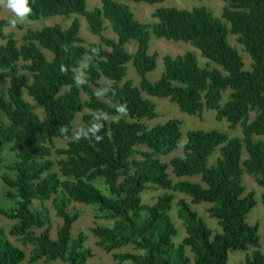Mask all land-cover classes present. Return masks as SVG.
<instances>
[{
    "label": "trees",
    "instance_id": "16d2710c",
    "mask_svg": "<svg viewBox=\"0 0 264 264\" xmlns=\"http://www.w3.org/2000/svg\"><path fill=\"white\" fill-rule=\"evenodd\" d=\"M126 1L100 0L98 7L88 10L86 0H29V21L75 17L66 27L54 23L28 28L21 44L12 34L4 33L8 19L0 18V40L4 41L0 43V82L8 80L6 90L0 89V112L5 116V121H0V151L4 143L15 149L14 160L6 166L12 175H2L5 197L15 200L10 208L0 207V215L14 220L8 233L22 244L32 245L27 258L30 263L42 259L87 264L93 256L84 245L87 235L81 231L72 236L79 213L67 209L76 202L94 206L96 217L109 221L90 231L96 245L111 252L116 264H226L229 252L248 247L253 249L246 253L244 264H264L258 225L247 221L256 204L254 192L245 193L242 184L246 171L264 191V139L253 138L264 136V0H222L224 21L203 6H158L151 23L136 19ZM76 15L85 18L97 42H84ZM104 20L116 39L103 34ZM229 34L243 45L250 69H244L241 55L228 41ZM151 35L189 43L207 60L206 65L199 64L194 51L174 57L165 54L160 78L149 80L146 74L156 67L158 56L148 52ZM130 40L135 41L132 53L125 48ZM93 48L100 51L89 62ZM43 50L52 57L47 59ZM127 62L139 76L137 85L120 83ZM61 66L67 72H62ZM80 66L86 75L83 85L73 79L72 69ZM102 78L113 82L102 95L109 103L92 89L103 88L98 84ZM23 92L42 108V116L24 99ZM82 92L87 99H82ZM225 92L227 98L221 102ZM143 93L166 98L188 115L213 110L215 119L225 120L230 129L240 126L241 135L189 129L182 154L164 162L161 157L175 151L183 140L182 121L170 118L148 127L143 119H153L157 112L155 103ZM121 104L127 105L126 116L116 111ZM83 109L88 112L81 115L82 128L90 124L93 112L107 113L100 132L103 140L75 138L54 149L55 139L72 136L74 119ZM62 126L68 129L66 134L60 131ZM216 149L218 156L209 163ZM243 149L247 154L244 159ZM169 168L178 180H172ZM183 177H199V182ZM96 179L105 191L93 183ZM153 187L162 193L152 204L142 202L143 191ZM174 193L182 195L175 202V216L184 228L178 244L173 242L177 228L170 215ZM261 198L264 204V192ZM34 200H50L61 218L54 238L49 216L33 207ZM201 202L209 204L206 212L218 229L210 227L191 207ZM126 246L132 251L118 250ZM25 257L24 250L0 228V264H20Z\"/></svg>",
    "mask_w": 264,
    "mask_h": 264
},
{
    "label": "rangeland",
    "instance_id": "374dc122",
    "mask_svg": "<svg viewBox=\"0 0 264 264\" xmlns=\"http://www.w3.org/2000/svg\"><path fill=\"white\" fill-rule=\"evenodd\" d=\"M128 5L130 6V9L135 15V18L138 19L141 22L144 23H151L155 21V19L152 17V13L157 8L158 6H165V7H176L179 9H191L193 7H205L208 11H210L215 17H218L221 19V13L222 9L225 5V3L222 0H163L161 3H155V4H147L144 2H134L132 0L126 1ZM100 5V0H86V9L90 10L94 7H98ZM10 16V13H7L5 10L1 9L0 10V18H5ZM77 16V15H76ZM75 16H56V17H50V18H41L37 21H29L27 20L26 22L22 24H18L14 29L10 28L9 26L4 27V33L5 34H12L14 38H16L18 44H21L24 42L23 40V35L26 31V29L31 28V29H38L41 28L42 26L45 25H51L54 23L60 24L62 27H66L70 22L73 20ZM79 21H80V30L79 34L80 36L84 39L85 43L88 42H97L98 38L96 35L90 32L87 22L83 16L78 15L77 16ZM224 21L223 19H221ZM104 25V30L103 34L105 36H108L110 38L116 39V35L112 31L109 23L107 20L103 21ZM228 26V24H227ZM228 41L231 46L235 47L238 51V53L242 57L243 61V67L244 69H250V63L251 60L244 51L243 45L240 44L237 41L236 36L229 34L228 35ZM3 40H0V43H3ZM125 48L128 52H134L135 50V41L130 40L128 43L125 44ZM185 51H194L197 55L198 61L200 65H206L207 60L205 58H202L199 54V52L192 47L189 43L183 42V41H172V40H165L164 38H156L151 35L150 38V44H149V53L156 52L157 53V60H156V67L152 70L149 71L146 74V77L151 80H157L160 78L162 72H163V62H162V57L165 54H168L172 57L182 54ZM45 53V56L47 59H50L52 57V54L46 50H43ZM22 64V63H21ZM126 74L123 80L120 82L128 81L132 83L133 85H137L139 81V76L136 74L131 62H127L126 65ZM81 69V66L79 67ZM21 72L29 77V74L27 73L26 70H21ZM99 85L103 86L102 89H110L112 86L113 82L102 78L98 82ZM8 86V80H4L0 82V89L6 90ZM92 89L96 92L100 88L98 86H92ZM228 92L223 93V97L221 102H224L227 98ZM143 95L150 100H152L155 103L156 106V112L157 116L153 119L150 120H145L143 119L144 123L148 126L151 127L153 125H156L158 123H163L166 120L170 118H178L182 121L181 124V132L183 133V140L180 144V146L173 151L172 153L162 156L161 160L164 162H168L172 157L175 156H180L183 152V143L185 139V132L189 129H217L221 131H225L230 137L233 136H239L241 135V128L240 126H236L233 129H230L228 127V123L225 120H216L214 117V111L213 110H208L204 109L200 115H188L184 112H181L179 108L177 107L176 104L171 103L168 101L166 98H158V97H152L148 96L143 93ZM23 97L25 100H27L30 104L32 109L37 112L38 115L42 116L43 111L40 106H38L27 94L26 92H23ZM81 97L83 100L87 99L86 95L84 92L81 93ZM101 100H104L109 103V101L104 98L103 96L98 97ZM88 112L87 109H83L81 113H79L76 118L74 119L73 122V129H72V136L71 137H66V138H60V139H55L54 140V149L55 148H60V147H65L66 143L69 140L75 139L74 133L83 127V123L81 120V115L83 113ZM115 119V118H111ZM0 121H5V116L3 113L0 112ZM254 139L261 138L264 139V136H254ZM14 154H15V149L13 144L11 143H4L3 148L0 151V155L2 158V163L0 164V207L2 208H10L11 206H14L15 200L13 199H7L5 197V185L2 181V175L3 174H10L12 175L11 171H8L6 169V166L10 165L12 161L14 160ZM218 156V149L215 150L214 154L210 157L209 163H214L215 158ZM242 159L247 157V154L245 150H242ZM56 155L53 153L51 155V159H56ZM56 168V167H54ZM56 171V170H55ZM168 172L170 174V177L172 178L173 181L178 180L177 177L173 175L171 172V169H168ZM183 179L186 180H191V181H198L199 182V177H183ZM99 179L94 180V184L98 185L102 191H105L104 186L99 184ZM242 184L245 187V193L249 191L254 192V199L256 204L253 206V208L250 210L248 214L247 221L250 224L256 223L258 225V234H259V249L261 252L264 254V204L262 203V193L264 192L263 189L256 183L255 179L247 173L246 171H243L242 174ZM162 193V190L159 188H149L143 191L142 193V202L146 204H152L155 200L156 197ZM175 195V201L174 205L171 209L170 215L172 217V221L175 224V227L177 228V233L173 237V242L175 244L180 243L181 239L184 236V228L181 224V222L176 218L175 212H176V207H175V202L181 197V194H176ZM189 201V198H187ZM33 207L34 208H39L43 212H45L50 220H51V231L50 235L51 237H55L56 233V228L57 226L62 222L61 218L58 217L55 214V209L53 208V205L50 200L44 201L43 203H39L38 201L34 200L33 201ZM191 207L198 213L199 216H201L210 227H212L214 230L218 229V226L216 224L215 219L210 218L208 216V213L206 212V209L209 207L208 203H198V204H191ZM67 209L69 211H77L79 213V216L77 220L73 223L72 227V236H76L79 232L83 231L86 235V241L84 242V245L89 247L92 252L93 256L88 259V263H100V264H116L115 261L112 259V253H107L101 250L95 243L96 237L92 235L90 228L96 226V225H107L109 223L108 220L96 217L95 214H97V211L94 206L90 205H84L81 203H76V202H71ZM14 223V220H10L2 215H0V228L4 229L6 237L15 245L20 247L22 250H24L26 257L25 260L22 261L20 264H62L60 261L55 260L51 262H44L42 259L35 262V263H30L27 258L29 257L30 250L32 249V245L30 244H22V242L17 239V237L11 236L8 233L9 227ZM37 232H39V229H36ZM253 247H248L247 250L245 251H231L228 254V260L226 264H244L245 260V255L246 253H251ZM119 251H132V248L129 246L123 247L118 249ZM187 254L189 257H191V254L189 250L187 249ZM192 264V262L190 263Z\"/></svg>",
    "mask_w": 264,
    "mask_h": 264
},
{
    "label": "clouds",
    "instance_id": "9594fccd",
    "mask_svg": "<svg viewBox=\"0 0 264 264\" xmlns=\"http://www.w3.org/2000/svg\"><path fill=\"white\" fill-rule=\"evenodd\" d=\"M0 9L5 10L7 13H10V16L7 17L8 25L10 28H15L18 24H22L28 20L32 14V7L29 3V0H0ZM64 50L67 51V46H64ZM92 55L89 56V62H91L93 56L99 54L98 48H93L90 50ZM88 67L87 64L83 66L84 69ZM62 72H67V69L64 66H61ZM73 79L77 85H83L86 83L85 71L79 68L72 69ZM108 89H99L95 92L97 97H100L106 94ZM117 113L120 116L127 115V105L121 104L117 106ZM92 120L86 128H80L75 133L74 136L76 139H94L97 143L103 140V136L100 135L104 127V122L107 121L108 115L103 112H93L91 114ZM60 131L64 134L68 132L66 127H61Z\"/></svg>",
    "mask_w": 264,
    "mask_h": 264
}]
</instances>
